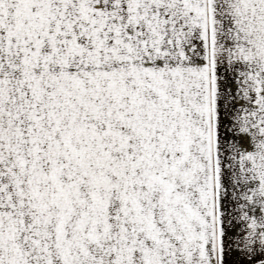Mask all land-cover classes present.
I'll return each instance as SVG.
<instances>
[{"label": "snow or ice", "instance_id": "1", "mask_svg": "<svg viewBox=\"0 0 264 264\" xmlns=\"http://www.w3.org/2000/svg\"><path fill=\"white\" fill-rule=\"evenodd\" d=\"M0 264H264V0H0Z\"/></svg>", "mask_w": 264, "mask_h": 264}]
</instances>
